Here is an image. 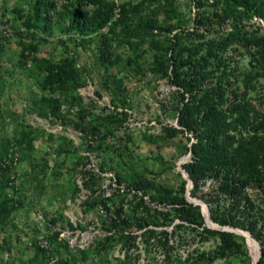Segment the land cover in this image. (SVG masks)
I'll use <instances>...</instances> for the list:
<instances>
[{"label":"rangeland","instance_id":"374dc122","mask_svg":"<svg viewBox=\"0 0 264 264\" xmlns=\"http://www.w3.org/2000/svg\"><path fill=\"white\" fill-rule=\"evenodd\" d=\"M228 34L248 69L264 0H0V264H252L235 230L264 264V235L211 220V180L193 189L182 167L174 40Z\"/></svg>","mask_w":264,"mask_h":264},{"label":"trees","instance_id":"16d2710c","mask_svg":"<svg viewBox=\"0 0 264 264\" xmlns=\"http://www.w3.org/2000/svg\"><path fill=\"white\" fill-rule=\"evenodd\" d=\"M122 21L127 37L147 31L142 17ZM227 37L181 44L179 51V40H174L170 59L178 72L177 123L191 140L190 160L182 167L193 189L211 180L202 195L211 220L257 237L264 235V37L241 36L243 45L253 42L257 50L248 69L231 64L224 54L229 45L240 43V38L228 42ZM114 177L121 181L116 170ZM133 183L137 191L149 187L147 180ZM175 211L181 220L195 224L190 209Z\"/></svg>","mask_w":264,"mask_h":264},{"label":"bare ground","instance_id":"6f19581e","mask_svg":"<svg viewBox=\"0 0 264 264\" xmlns=\"http://www.w3.org/2000/svg\"><path fill=\"white\" fill-rule=\"evenodd\" d=\"M206 219H207V221L209 220L207 217H206ZM236 232L240 235H243L246 238L247 244L250 248L252 262H254L258 257L257 256V244H256V242L251 238V236L247 232H244L242 230H235V233Z\"/></svg>","mask_w":264,"mask_h":264},{"label":"built area","instance_id":"2783aa9c","mask_svg":"<svg viewBox=\"0 0 264 264\" xmlns=\"http://www.w3.org/2000/svg\"><path fill=\"white\" fill-rule=\"evenodd\" d=\"M40 243H41V245H43V246L45 245V244H44V240H40Z\"/></svg>","mask_w":264,"mask_h":264},{"label":"water","instance_id":"95a60500","mask_svg":"<svg viewBox=\"0 0 264 264\" xmlns=\"http://www.w3.org/2000/svg\"><path fill=\"white\" fill-rule=\"evenodd\" d=\"M206 217L208 218V216L206 215ZM256 261V260H255ZM255 261L254 262H252V264H254L255 263Z\"/></svg>","mask_w":264,"mask_h":264}]
</instances>
